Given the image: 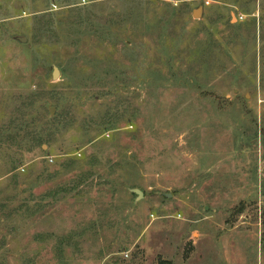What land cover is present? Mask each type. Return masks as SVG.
<instances>
[{
	"label": "rangeland",
	"instance_id": "1",
	"mask_svg": "<svg viewBox=\"0 0 264 264\" xmlns=\"http://www.w3.org/2000/svg\"><path fill=\"white\" fill-rule=\"evenodd\" d=\"M159 260L264 264V0H0V264Z\"/></svg>",
	"mask_w": 264,
	"mask_h": 264
},
{
	"label": "water",
	"instance_id": "2",
	"mask_svg": "<svg viewBox=\"0 0 264 264\" xmlns=\"http://www.w3.org/2000/svg\"><path fill=\"white\" fill-rule=\"evenodd\" d=\"M200 15H201V10H200V8H198V9L195 10V11H193V14H192L193 18H197V19H198V18L200 17ZM19 41H20V42H23L24 39H19ZM57 75H58V70H57L56 67H53L52 79H55ZM136 193H137L138 196L141 195L140 192H136Z\"/></svg>",
	"mask_w": 264,
	"mask_h": 264
},
{
	"label": "trees",
	"instance_id": "3",
	"mask_svg": "<svg viewBox=\"0 0 264 264\" xmlns=\"http://www.w3.org/2000/svg\"><path fill=\"white\" fill-rule=\"evenodd\" d=\"M156 264H171L170 262L159 260Z\"/></svg>",
	"mask_w": 264,
	"mask_h": 264
}]
</instances>
